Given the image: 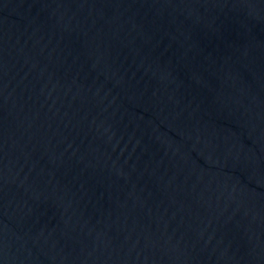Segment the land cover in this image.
Segmentation results:
<instances>
[{"label": "water", "instance_id": "obj_1", "mask_svg": "<svg viewBox=\"0 0 264 264\" xmlns=\"http://www.w3.org/2000/svg\"><path fill=\"white\" fill-rule=\"evenodd\" d=\"M0 264H264V0H0Z\"/></svg>", "mask_w": 264, "mask_h": 264}]
</instances>
